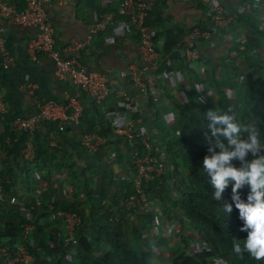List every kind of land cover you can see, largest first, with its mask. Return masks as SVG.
Masks as SVG:
<instances>
[{
	"label": "trees",
	"instance_id": "16d2710c",
	"mask_svg": "<svg viewBox=\"0 0 264 264\" xmlns=\"http://www.w3.org/2000/svg\"><path fill=\"white\" fill-rule=\"evenodd\" d=\"M8 1L19 10L25 9L28 5V0ZM102 2L103 0L96 1L95 4L101 8ZM108 2L107 11L113 12L115 21L119 20L122 23L125 17L119 14L120 3L113 0ZM167 5L168 0H155L152 13L155 21H164ZM261 24L262 21L254 13H237L229 27L224 30L225 33H236L239 29L252 27L255 31L254 35L238 42L242 47L237 56L242 60L238 68L243 73V79L240 80L238 76L228 72H219L212 65L207 70V78L215 93L205 97L204 104L200 105L194 95L189 92L185 100L176 102L178 114L174 123L160 126L165 135L168 152L181 168L182 182L187 187L178 184L177 188L170 189L165 184H161V189H158L157 183H152L151 192L165 201L166 211L172 214L180 213L184 217L181 220L182 226L191 224L200 237L199 239L191 235L186 237L183 231L178 232L180 239L172 257L173 264H215L219 259L225 264H264V260H256L246 252L243 259L234 253V243L239 242L243 246L248 233L241 231L244 222L240 219L239 210L232 202V186L230 184L222 193L223 201L233 203L232 212L226 214L223 210V202L214 198L215 189L211 177L203 170L204 157L211 154L208 149L217 139L212 136L211 129L208 127L211 123L207 117L209 110H217L221 114L231 110L229 114L235 115L241 124H257L261 132V140H264V104L261 102V99L264 100V27ZM203 27L211 28L207 23H203ZM133 30V25L130 23L128 32L131 35H135ZM182 69L193 72L188 65L183 64ZM7 74L8 68L4 64V56L0 54L1 85ZM244 82H248L251 89L243 94ZM237 107L243 108L246 120L236 114ZM116 108H118V102L112 97L102 104L93 101L92 104L85 105L78 127L82 133L96 131L107 139L101 150L94 153L97 160L102 156L104 149L110 147L115 149L119 156V163L124 165L127 162L131 163L135 150L131 143L123 142V138L113 131L108 110ZM17 116L10 111H0V117L7 122L5 131L0 133L2 159L0 179L5 194L15 190L20 183V178L24 175L27 183L33 184L28 170L30 164H39L45 160V157H63V163L68 166L71 180L79 183V189L85 194V199L74 196L64 200H51L41 195L38 189L34 188V190L44 198L45 203L54 201L57 208L77 211L85 219L90 208V212L95 215V220L99 223V230L94 233L92 239H89L84 234L88 228L85 224L76 232L78 240L76 246L66 247L62 243L59 226L51 223L41 224L39 222L41 215L38 210L35 209L32 216L25 215L8 205L7 201L3 202L0 199V206H3V210H0V245L14 247L20 243L19 237H23L24 244L33 255V264H151L152 253L135 249L131 244L129 233L123 228L124 223L134 220L132 214L124 207V201L133 190L134 184L132 182L119 184L118 181H122L120 175L111 169L112 174L108 170L105 171L110 177L106 180V184L99 183L95 186L93 176L89 173L93 163H89L87 167L80 166L69 160L66 148L61 149L51 145V131L43 129L44 127L57 128L50 122L44 123L45 126L34 133L36 155L33 161L24 159L21 149L29 133L14 130L13 122ZM219 139L227 144L225 137L220 136ZM79 145L81 146V143ZM137 146L143 147L141 142ZM76 150L81 153L79 147ZM216 151L218 152L219 149L217 148ZM233 163L237 167L240 166L238 160H234ZM111 186H116L112 196ZM249 193L250 186L246 185L241 190V196L245 201ZM172 195L176 197L175 203L169 200ZM117 212L121 215L118 220H114ZM14 215H17L20 220L15 219ZM142 218L144 223H147L152 217L142 215ZM28 223L36 225L33 232L34 239H27L29 237L24 236L25 225ZM144 229L145 224L140 230L133 226L135 235L137 234L138 237ZM0 264L26 263L21 261L8 263L6 257L2 256Z\"/></svg>",
	"mask_w": 264,
	"mask_h": 264
},
{
	"label": "built area",
	"instance_id": "2783aa9c",
	"mask_svg": "<svg viewBox=\"0 0 264 264\" xmlns=\"http://www.w3.org/2000/svg\"><path fill=\"white\" fill-rule=\"evenodd\" d=\"M52 1L54 0H28L27 7L19 10L8 0H0V27L8 24L38 27V36L29 44L30 55L34 59L40 54L52 56L57 64L56 76L80 87L93 101L102 104L118 93V96L114 97L117 99L118 108L108 110V115L111 117L114 133L121 136L123 142L131 143L135 150L131 163L128 164L126 177L127 183L132 182L134 186L124 201V207L132 215L141 214L157 219V225L144 230L145 237L157 238L165 228L164 223L160 222L162 220L169 221L177 232L186 233V226L181 224L184 217L180 213L172 214L166 211L165 201L151 192L152 183H157L158 189H161L162 182L170 189L177 188L178 184L187 187L182 182L181 168L168 152L165 135L159 125L156 102L163 100L167 106L172 104V93L169 92L173 86L170 80L172 77L178 78L180 85L186 87L188 83L182 69L183 64L198 73L206 70L202 53L205 41H213L226 49V59L214 64L216 70L227 71L242 80L243 73L238 68L242 60L237 58L242 47L239 41H233L231 34L225 33L224 30L229 27L237 13H257L256 16L264 20V0H172L192 1L197 6H203L211 16L212 26L204 28L202 18L196 14L191 19H179L176 24L182 28L183 38L173 53L165 55L160 52L159 47L162 43L160 25L165 21H172L167 10L164 11V21L157 22L152 14L155 0H113L120 3L119 14L125 17L122 24L126 30L130 29V23L133 25L140 51V60L128 62L119 70L117 79L120 83L100 69H90L81 54L88 42L115 23V14L106 12L92 26L88 39L74 41L70 46L74 53L66 55L56 46L55 26L48 11ZM0 51L4 56L5 66L9 68L13 63V56L8 49L7 39L3 36H0ZM140 97H144L143 102ZM143 104L152 110L156 128L149 127L144 121ZM36 105L35 113L28 116L18 115L13 122L14 130L29 133L21 149L22 157L29 161L36 155L34 133L37 129L50 122L55 124L59 131L64 132L70 123L79 124L84 113V105L77 95H69L66 103L54 99H38ZM0 111H8L1 83ZM174 121L175 119L167 123ZM106 142L107 139L96 131L82 133L80 138L82 147L93 154L99 152ZM139 142L143 145L142 148L137 146ZM5 195L0 179V199L3 202L7 201ZM32 195L33 208L41 215L39 222L59 226L64 246H76V232L85 224L88 228L84 234L89 239L99 230V223L90 208L85 219L77 211L57 208L54 201L45 203L44 198L35 191H32ZM0 210H3V206H0ZM120 215L118 213L114 220H118ZM35 229V224H26L24 236L28 237ZM188 236L186 233V237ZM2 256L6 257L8 263L21 261L33 264V255L23 243L14 247L0 245V258ZM220 264L225 263L220 261Z\"/></svg>",
	"mask_w": 264,
	"mask_h": 264
},
{
	"label": "crops",
	"instance_id": "0c3cea01",
	"mask_svg": "<svg viewBox=\"0 0 264 264\" xmlns=\"http://www.w3.org/2000/svg\"><path fill=\"white\" fill-rule=\"evenodd\" d=\"M96 1L102 0H54L48 6L50 17L55 26L56 46L66 55L74 53V51L70 49L74 41H85L88 39L92 26L108 12V0H103L101 8L95 4ZM165 10H167L172 21H165L160 25V38L162 39V43L159 49L164 55L166 53H173L174 48L183 38L184 32L182 28L176 24V21L179 19H185L186 17L191 19V17L196 14L197 17L202 18L203 23L212 26L210 14L203 6H197L192 1L168 0V5ZM38 33L39 29L35 26L8 24L0 27V36L7 39L8 49L13 56V63L8 68V74L4 83H2L4 101L8 111L15 115L28 116L37 111L36 103L38 99H54L58 102L66 103L69 95H77L81 99L84 108L85 105L92 104L93 100L91 97L80 87L69 81L61 80L56 76L55 71L57 64L52 56L40 54L37 59H34L30 55L29 44L38 36ZM202 53L205 68L207 69L215 63L226 59V49L213 41L204 42ZM81 54L86 63H88L90 69H100L104 71L113 77L117 83H120L119 79H117L119 70L128 62L140 60V51L136 36L131 35L119 20H116L106 31L100 33L97 37L88 42L82 49ZM184 71L186 78L192 73L187 69H184ZM170 80L173 86L169 92L173 95L180 90L181 85L179 79L176 77H172ZM115 96H118V93L114 95V97ZM114 97L112 96L113 99ZM140 99L142 102L144 101V97H140ZM155 108L159 117L164 120L165 123L175 119L178 114V110L176 109V115L173 117L171 109L165 105L163 100L157 101ZM143 110L146 124L149 127L152 126L156 128L157 123L155 118L152 117V110L145 104H143ZM6 124L7 122L5 119L0 117V129L5 131ZM44 126L43 124L41 127L43 128ZM43 129L51 131V145L53 147L61 149L66 148L68 158L71 162L74 161L80 166L87 167L89 163H93V166H95L105 159V157H103L104 154H102L97 160V157L93 153L83 148L82 145H79L82 131L79 130L78 124L70 123L67 130L64 132L59 131L58 128L52 129L51 127H44ZM77 147H79L81 153L76 150ZM106 150L108 151V149ZM106 150L104 151L106 152ZM63 161V157H45V160L39 163L41 165L39 170L48 176V181L41 182L40 179L35 178L34 184L41 195L48 199L52 200L57 196L62 197L63 195V190L61 188H56L53 182L54 180L52 181L49 178L51 175H58L56 166H67ZM128 164L129 162L123 165L119 163V160L115 159L112 162L111 168L113 172L117 174L123 173V178L121 175L119 176L122 178L123 182L118 181L119 184L127 183ZM106 167H108V165ZM53 168H55V170L52 171ZM106 169L108 170V168ZM23 177H25V175ZM22 180L23 178H20V183L16 189H20L21 193H24L26 189L22 188ZM132 217L133 219L139 217L138 221L140 220L143 226L145 224V229L157 225V219L155 218H151V221L144 223L142 215L133 214ZM160 222L164 223L165 228L161 230L159 236L155 239H150L143 235V231L140 238L143 239L144 243L142 242L139 245L140 248L137 247V249L141 252L145 251L152 253L151 264H173L172 257L174 252L166 257V254L163 253L164 251L160 250L159 244H164V242L172 236L173 239L169 245H174L176 242H179V234L169 221L163 222L162 220ZM167 235L171 236L166 237ZM163 236H165L166 239H162L164 238Z\"/></svg>",
	"mask_w": 264,
	"mask_h": 264
},
{
	"label": "clouds",
	"instance_id": "9594fccd",
	"mask_svg": "<svg viewBox=\"0 0 264 264\" xmlns=\"http://www.w3.org/2000/svg\"><path fill=\"white\" fill-rule=\"evenodd\" d=\"M229 111L222 114L217 110L207 112L211 121L208 127L217 139L208 149L211 154L204 157L203 170L211 177L214 198L223 202L225 213L232 212L234 203L244 222L241 231L248 233L247 239L243 246L234 243V253L241 259L246 252L256 260H264V140H261L257 124H241ZM220 136L226 138L227 144L219 139ZM234 160L240 162L239 167ZM230 184L233 203L222 199V193ZM246 185L250 186L247 201L241 196ZM216 264L220 261L217 260Z\"/></svg>",
	"mask_w": 264,
	"mask_h": 264
},
{
	"label": "rangeland",
	"instance_id": "374dc122",
	"mask_svg": "<svg viewBox=\"0 0 264 264\" xmlns=\"http://www.w3.org/2000/svg\"><path fill=\"white\" fill-rule=\"evenodd\" d=\"M256 15H257V13H256ZM261 21H262L261 25L264 27V20H261ZM230 34L233 37V41H239L240 42V41L247 39L251 35H254L255 31L252 27H246L245 29H239L236 33L230 32ZM221 72H227V71H221ZM251 78H255V77H251ZM186 81L188 83L186 85V87L181 86V88L178 92L171 95L172 104L168 105V108L171 109L173 117H175V115H176L175 110L176 109L178 110V106L176 104L177 100L178 101L179 100L180 101L185 100L187 98V95L189 92L194 95V98L198 100V103L200 105L204 104V102H205L204 98L205 97H210L215 93L213 88L210 85L208 78H207V70H205L201 73H197V72L193 71L191 74H189ZM242 86H243L242 87L243 94L246 93L247 91H250V89H251L250 84L248 82H244L242 84ZM261 102L264 104L263 99H261ZM235 112H236V114H238V116H242L245 120L247 119V117L245 118V116H244V111H243L242 107H237L235 109ZM159 125L161 127H163V125H166V123L164 122V120H161V118H160ZM3 131H4L3 129H0V133ZM106 149H108V151ZM106 149H104V150H106V152L105 151L102 152L104 154L103 157H105L103 162L89 168V170H90L89 173L91 176H93L95 186H98L99 183H103V184L105 183L106 184V180L110 178L108 172L110 171V173L112 174V172H111L112 162L114 161V159L119 160V156L117 155L115 149H112L110 147H108ZM107 165H108V167H106ZM1 167H2V159H1V153H0V168ZM40 167H41L40 164H30V167L28 168V170H29L30 176L31 177L33 176L32 177L33 184H28L26 177H23V180L21 182L23 183L22 188L26 189L24 193H21L20 189H15L11 193H8V194L6 193V195H5L8 205L14 207L18 211H21L25 215L27 214L29 216H32V213L35 210L33 208V195H32V191L34 190V188H36L35 184H34L35 178L40 179L41 182L42 181H48V179H47L48 176L43 174L42 171L39 170ZM56 168H57L58 175H54V176L51 175L49 178L52 181L54 180L53 182H54V185L56 188H61L63 190V195H62V197L57 196L54 199H58V200L62 199L63 200L64 198L67 199V198L74 197V196H77L79 199H82V200L85 199V197H86L85 194H83L82 191L79 189V187H80L79 183L73 182L71 180V176H70L68 166H56ZM106 168H108L107 175L104 172L107 170ZM53 170H55V168H53L52 171ZM119 175H121L123 178V173H120ZM114 176H115V174H114ZM115 190H116V186L110 187L111 196L114 194ZM172 197H173V195H172ZM172 199H169V200L170 201L172 200V202L175 203V198L173 197ZM14 218L17 220H20L17 215H14ZM138 218L139 217L135 218L132 222H129V223L127 222V223L123 224V228L126 229L127 232L129 233L131 244L135 249H137V247L140 248L139 245L143 242V239L138 237L137 234L135 235V232L133 230V226L139 230L143 226L140 220L138 222ZM186 228H187L186 233L191 235V237L198 238V239L200 238L199 233L194 226H192L191 224L190 225L188 224L186 226ZM164 233H165V231H164ZM170 236L167 235L166 237H170ZM28 237L29 238H27V237L26 238L27 239H34V234L32 233ZM163 237L164 238H162V239H166L165 236H163ZM172 239H173V237L171 236V238L167 239L164 242V244H162V243L159 244L160 250L164 251L163 253L166 254V257L168 255L170 256L177 249V246L179 245L178 242H176L174 245H169L170 242L172 241ZM19 242L24 244L23 237H19Z\"/></svg>",
	"mask_w": 264,
	"mask_h": 264
}]
</instances>
